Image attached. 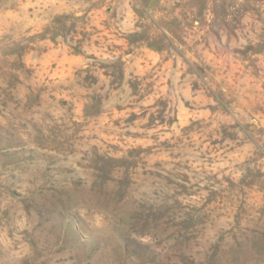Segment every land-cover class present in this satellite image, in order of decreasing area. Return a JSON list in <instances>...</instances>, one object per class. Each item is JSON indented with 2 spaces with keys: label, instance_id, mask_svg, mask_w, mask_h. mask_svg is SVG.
Wrapping results in <instances>:
<instances>
[{
  "label": "rangeland",
  "instance_id": "374dc122",
  "mask_svg": "<svg viewBox=\"0 0 264 264\" xmlns=\"http://www.w3.org/2000/svg\"><path fill=\"white\" fill-rule=\"evenodd\" d=\"M261 5L0 0V264H264Z\"/></svg>",
  "mask_w": 264,
  "mask_h": 264
},
{
  "label": "clouds",
  "instance_id": "9594fccd",
  "mask_svg": "<svg viewBox=\"0 0 264 264\" xmlns=\"http://www.w3.org/2000/svg\"><path fill=\"white\" fill-rule=\"evenodd\" d=\"M53 2H55V0H53ZM239 7L241 8H246L247 7V0H239ZM244 13H248L249 15L253 16L254 19H257L258 21L260 22H264V5H261L259 6V10L258 11H252V10H248V11H245ZM181 160V158H179ZM179 162V161H178ZM207 175H211V172L207 173ZM203 176V175H202ZM219 177L216 178V180H218ZM205 183L208 184V188H209V191L212 190V187L213 185H215V181H212L210 184L208 181H205ZM138 185H141L140 183H137ZM224 185V182L223 180L220 181V186L223 187ZM159 187V186H158ZM148 190V187L147 186H140L138 187V190L137 191H134L132 193V197L130 198L131 199H135V200H140V193H143L144 191ZM183 194L182 193H179V190L176 189V192L175 194H172V195H169L170 197H172V203H175L176 201H179V198L182 196ZM7 210V208L5 209ZM129 210L130 211H133L134 210V205L132 203H129ZM160 213H163L164 212V209L161 208L159 210ZM17 215L20 217V219H18L16 221L17 223V226L21 228V225H24L26 226L27 223L25 222V218H27V216L25 215V213H23L22 211L17 213ZM171 216V213H168V215L166 216H162L161 220H160V224H161V228H163L165 226V223L166 221L168 220V218ZM127 219V218H126ZM172 231H175V229H170V232ZM146 242V241H145ZM16 255L20 256L18 254V252H15Z\"/></svg>",
  "mask_w": 264,
  "mask_h": 264
}]
</instances>
